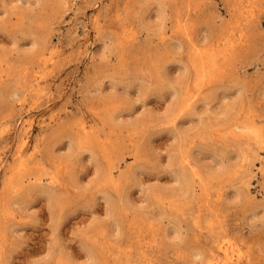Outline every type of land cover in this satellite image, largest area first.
<instances>
[{"label":"rangeland","instance_id":"rangeland-1","mask_svg":"<svg viewBox=\"0 0 264 264\" xmlns=\"http://www.w3.org/2000/svg\"><path fill=\"white\" fill-rule=\"evenodd\" d=\"M221 245L264 264V0H0V264Z\"/></svg>","mask_w":264,"mask_h":264},{"label":"bare ground","instance_id":"bare-ground-1","mask_svg":"<svg viewBox=\"0 0 264 264\" xmlns=\"http://www.w3.org/2000/svg\"><path fill=\"white\" fill-rule=\"evenodd\" d=\"M222 251L227 254L226 255V261L224 262L225 264H230V261L232 260V256L229 254V251H228V246L226 245H221L220 246ZM213 259V258H212ZM213 261V260H212ZM218 263V262H217Z\"/></svg>","mask_w":264,"mask_h":264}]
</instances>
